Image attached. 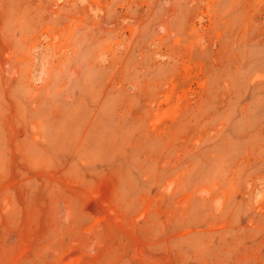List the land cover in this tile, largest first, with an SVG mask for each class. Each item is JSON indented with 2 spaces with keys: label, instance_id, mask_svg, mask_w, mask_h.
Listing matches in <instances>:
<instances>
[{
  "label": "rangeland",
  "instance_id": "obj_1",
  "mask_svg": "<svg viewBox=\"0 0 264 264\" xmlns=\"http://www.w3.org/2000/svg\"><path fill=\"white\" fill-rule=\"evenodd\" d=\"M0 264H264V0H0Z\"/></svg>",
  "mask_w": 264,
  "mask_h": 264
}]
</instances>
